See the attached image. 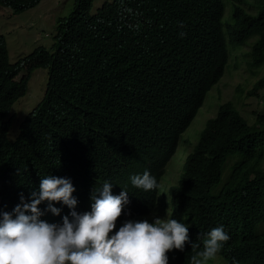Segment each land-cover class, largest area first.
I'll return each mask as SVG.
<instances>
[{"label": "trees", "instance_id": "16d2710c", "mask_svg": "<svg viewBox=\"0 0 264 264\" xmlns=\"http://www.w3.org/2000/svg\"><path fill=\"white\" fill-rule=\"evenodd\" d=\"M41 1L0 0V6L19 14ZM95 1L74 0L70 14L58 20L51 51L39 46L10 63L0 35L4 211L21 193L27 199L38 190L47 174L71 180L77 212L90 210L92 187L105 181L114 195L125 189L139 197L130 177L166 163L224 75L227 32L239 48L256 38L244 57L258 79L246 97L264 101V74L257 71L264 65V0H112L91 13ZM40 68L49 75L43 98L13 127L11 109ZM263 163L264 114L250 125L226 101L205 122L172 189L173 215L192 220V232L223 226L230 236L221 250L228 264H264ZM54 206L60 216L47 212L41 219L59 222L70 211Z\"/></svg>", "mask_w": 264, "mask_h": 264}, {"label": "clouds", "instance_id": "9594fccd", "mask_svg": "<svg viewBox=\"0 0 264 264\" xmlns=\"http://www.w3.org/2000/svg\"><path fill=\"white\" fill-rule=\"evenodd\" d=\"M250 11L257 12L255 8ZM227 47L230 60L231 48L228 44ZM236 66L234 63L233 68ZM200 108L179 134L162 167L130 177L139 197H130L125 189L114 195L113 184L105 181L99 188L92 187L90 210L77 212L78 201L73 196L76 189L71 180L47 174L40 179L38 190H32L27 199L23 193L19 195L20 202L11 211L0 206V264H228L221 250L230 236L223 226L197 235L192 232V220L174 217L172 189L179 180L170 185L168 196L164 194L169 200L167 211L157 207L160 181L170 169L166 166ZM42 203H46L43 211L39 207ZM56 203L66 206L69 213L59 222L41 219L47 212L60 216L61 209L54 206Z\"/></svg>", "mask_w": 264, "mask_h": 264}, {"label": "rangeland", "instance_id": "374dc122", "mask_svg": "<svg viewBox=\"0 0 264 264\" xmlns=\"http://www.w3.org/2000/svg\"><path fill=\"white\" fill-rule=\"evenodd\" d=\"M111 1L96 0L90 12L94 13L104 2ZM73 4L74 0H42L36 7L19 14L13 13L8 7L0 6V35L6 41L10 63H15L28 56L39 46L51 51L58 20L70 14ZM228 10H231L229 2ZM225 35L227 44L231 48V58L226 65L223 77L207 93L204 104L196 118L179 138L177 150L166 166L170 169L164 172V176L160 181V195L157 206L163 212H166L169 206V200L166 199V196H168L170 185L178 182L186 155L192 150L206 120L213 117H209V115L214 113L215 116L221 103L225 101L235 103L241 115L250 125L255 121V114H264V101L257 98V96L246 97V92L251 90L252 83L258 79V76L252 75L244 67L246 60L244 56L248 53L256 38L249 39L244 46L246 48L240 49L236 48L229 32ZM234 63H237V66L233 68ZM257 71H261L260 75H263L264 65ZM48 78L47 68L36 69L31 73L26 94L16 101L11 109L10 115L13 127L19 128L18 126L25 115L41 101L47 87ZM237 86H242L243 92H239ZM235 159L237 160L238 157L235 156ZM178 167H180V171H177ZM230 170L231 168L226 169V176L229 175Z\"/></svg>", "mask_w": 264, "mask_h": 264}]
</instances>
